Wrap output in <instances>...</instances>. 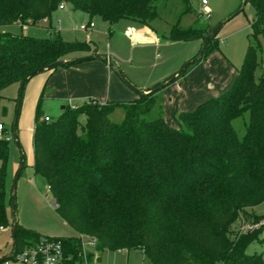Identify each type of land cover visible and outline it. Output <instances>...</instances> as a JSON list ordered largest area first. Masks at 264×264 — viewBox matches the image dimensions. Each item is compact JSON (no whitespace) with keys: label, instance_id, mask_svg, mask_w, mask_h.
I'll return each mask as SVG.
<instances>
[{"label":"trees","instance_id":"trees-1","mask_svg":"<svg viewBox=\"0 0 264 264\" xmlns=\"http://www.w3.org/2000/svg\"><path fill=\"white\" fill-rule=\"evenodd\" d=\"M156 1L0 0V29L51 21L61 5H71L90 21L100 17L114 25L130 20L153 30L151 23L159 17ZM248 1L256 9L254 43L237 78L227 91L196 109L176 111V127L166 122L162 108L151 118L163 89L139 94L130 102L89 99L77 108L66 107L49 122L42 120L38 107L35 172L46 179L59 216L79 236L95 238L97 252L140 250L150 264H264L261 255L246 254L261 232L232 231L247 210L264 202V74L256 78L259 39L264 41V0ZM212 28L175 25L167 40L204 42ZM54 33L40 39L0 31V97L37 70L93 51L88 42H67ZM217 34L176 81L219 49ZM118 107H124L125 118L113 123L109 117ZM245 115L248 122L240 137L234 121ZM8 157L9 141L0 140V230L13 228L6 203ZM42 238L19 225L11 259ZM60 240L65 254L74 258L72 264H82L81 239Z\"/></svg>","mask_w":264,"mask_h":264},{"label":"rangeland","instance_id":"rangeland-1","mask_svg":"<svg viewBox=\"0 0 264 264\" xmlns=\"http://www.w3.org/2000/svg\"><path fill=\"white\" fill-rule=\"evenodd\" d=\"M202 1H156L155 7L159 17L151 23L153 30H150L158 35L160 44L152 43L149 38L145 37L138 38L142 41L134 43V40L131 39L132 34L146 32L149 27L130 20H122L117 24L110 25L100 17H95L93 22L96 27L91 31H82L80 27L88 24L90 18L86 13L75 10L71 5H68L65 11H56L51 21H40L36 26H29L27 29H13V32L18 31L20 34L40 39L54 37V32H58L67 42H87L91 37L92 47L98 48L100 55L112 61L114 65L112 74L137 98L136 92L141 91V88L150 87L153 91L156 85H162L166 80H170L199 54L203 41L170 42L167 40L173 26L205 29L225 23L217 34L219 49L213 52L206 61H210L213 56H221L232 67V71L227 77V71L217 65L213 69L204 70V76L208 82L219 87L222 82L228 80L227 78H231L232 73L239 72L242 68L248 46L252 41V23L256 17V9L251 1H248L244 6L245 0H206L207 5H203ZM207 12L210 14V19L206 18ZM51 25L53 30H49ZM5 30L12 31L8 27L0 29L3 32ZM259 42L262 52L259 54L260 66L256 72L257 79L264 74V41L260 38ZM83 54L82 52L73 55ZM105 63L110 64V62ZM186 76L177 80L174 87L181 83L185 84ZM206 78L204 77V80ZM206 84L204 83L205 88L208 87ZM26 89L18 118L17 105L20 85L9 86L1 92L0 97V123L5 126L9 138V157L6 165V203L10 224L12 225L15 218L20 227L34 231L42 237L80 238L59 216L55 207V199L48 188L46 179L36 174L34 169L33 134L37 109L40 107L41 118L48 116L54 121L64 112L63 105H53L49 100L42 98V92L36 97L33 105L27 96ZM164 90L159 94L160 101L151 113V118H157L160 108H162L164 119L169 121L173 115H170L167 104L163 102ZM184 90L183 86L179 91L180 94ZM114 101L130 102L131 100ZM124 118V107H118L109 117L113 123H121ZM16 121L17 124H15ZM246 122H248L247 115L234 121V128L240 137L245 132ZM16 135L19 138L20 147L17 145ZM23 157L25 165L21 168ZM13 197L15 209L11 205ZM232 231L235 235L260 231L258 240L247 247L246 254H258L264 260V202L247 210L246 216L233 225ZM13 247L12 228L0 230V260L11 256ZM94 257L96 258L90 261V264H150L146 255L140 250L100 253L96 251ZM9 262L18 264L12 260Z\"/></svg>","mask_w":264,"mask_h":264},{"label":"crops","instance_id":"crops-1","mask_svg":"<svg viewBox=\"0 0 264 264\" xmlns=\"http://www.w3.org/2000/svg\"><path fill=\"white\" fill-rule=\"evenodd\" d=\"M66 8L59 10L65 11ZM9 29L12 31H7L18 34L19 32H13V29H20V27H9ZM141 37L149 38L152 43L156 42L160 44L161 42L158 35L154 31H151L150 28H147L146 32L132 34L131 39L135 43L136 39ZM89 39L87 42L92 44L91 37ZM95 50L100 55L98 48L93 47V51L90 53L83 52V55L72 54L68 58L72 60L91 54L95 55ZM211 58L210 61L208 60L194 67L187 74L185 84L181 83L174 87L177 83H173L171 87L169 85L165 90L163 89L162 99L164 104H167L170 115L174 116L176 111H192L207 100L218 97L232 86L238 76L237 71L232 73L231 78H227L228 80L222 82L219 87L216 84L208 82V79L204 76L205 69H213L217 65V67L227 71V77L230 75V71H232V67L225 58L221 56H213ZM204 77L206 78L205 80ZM204 83H207V88H205ZM183 86L185 90L180 94L179 91ZM26 88L27 96L33 105L36 97L42 92L44 99L49 100L55 106L63 105L64 109L66 107L77 108L89 99H95L104 104L111 100L134 101L139 97L137 92L138 97L136 98L135 94L122 85L121 81L112 74V70L107 63L98 60L87 61L69 68H60L55 71L38 74L29 81ZM151 89L150 87L141 88V91L148 93L147 91ZM166 122L170 126L176 127L174 117Z\"/></svg>","mask_w":264,"mask_h":264},{"label":"built area","instance_id":"built-area-1","mask_svg":"<svg viewBox=\"0 0 264 264\" xmlns=\"http://www.w3.org/2000/svg\"><path fill=\"white\" fill-rule=\"evenodd\" d=\"M203 5H207V1H202ZM66 6H60V9H65ZM206 18L210 19V14L207 12ZM28 27H23L27 29ZM95 28V23L90 21L86 25H82L80 29L82 31H91ZM43 121L49 122L51 118L44 117ZM0 140L9 141L7 133L5 132V126L0 123ZM49 188V187H48ZM56 206V204H55ZM82 253L80 257L82 258V264H90L89 255L96 254L97 240L93 237L80 236ZM96 257L93 258V260ZM18 264H72L74 258L67 256L64 250L63 241L56 238H46L43 237L39 243L34 246H29L18 252L13 259H11ZM10 261V260H9ZM6 261L3 264H10Z\"/></svg>","mask_w":264,"mask_h":264},{"label":"water","instance_id":"water-1","mask_svg":"<svg viewBox=\"0 0 264 264\" xmlns=\"http://www.w3.org/2000/svg\"><path fill=\"white\" fill-rule=\"evenodd\" d=\"M246 0L244 2V6L246 5ZM243 10V8L241 9V11ZM225 25V23H220L219 25L215 26L212 28V30L208 33V35L206 36L204 42H203V45H202V48H205V46L207 45V43L209 42V40H211V38L217 34L222 28L223 26ZM142 40L140 39H136L135 43H138V42H141ZM92 60H98V61H104V62H110L109 65L113 66V63L112 61L109 59V58H104L102 55H94V54H91V55H88V56H84V57H79V58H76L74 59L73 61H67V60H60V61H56L52 64H50L49 66H47L46 68L44 69H40V70H37L35 71L34 73H31L28 75V77L23 81V83L21 84L20 86V98H19V101H18V110H17V118L19 117V111H20V108H21V104H22V100H23V95H24V92H25V89H26V82L29 78L33 77L35 74H41V73H44V72H48V71H53L55 69H58L60 67H63L65 66L66 64L70 63V62H75L77 64H80V63H84V62H87V61H92ZM189 63H187L185 65V67L179 72L177 73L175 76H173L170 80L166 81L164 84H162L161 86L157 87L156 89H154L153 91H151L150 93L152 92H157V91H160L166 87H168L169 85H171L172 83H174L176 81V79L183 73V71L188 67ZM123 80H125L123 78ZM129 85V84H128ZM131 86V85H129ZM138 94H147V93H144L142 91H137ZM64 109V108H63ZM65 110V109H64ZM17 124V121L16 123ZM15 131H16V125H15ZM16 141H17V145L18 147H20V143H19V138L18 136L16 135ZM25 165V162H24V157H23V160H22V164H21V168H23ZM12 205L15 209V204H14V197L12 198ZM18 228H19V223L15 220L14 218V221H13V228H12V237H13V242H14V252L17 251V244H16V237H17V231H18ZM12 258V255L8 258H5L3 260H0V264H3L5 263L6 261H9L11 260Z\"/></svg>","mask_w":264,"mask_h":264}]
</instances>
